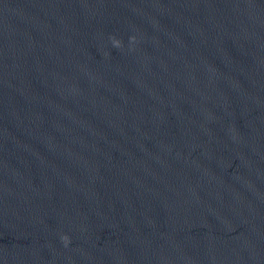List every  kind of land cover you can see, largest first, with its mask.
Returning <instances> with one entry per match:
<instances>
[{
    "label": "water",
    "instance_id": "1",
    "mask_svg": "<svg viewBox=\"0 0 264 264\" xmlns=\"http://www.w3.org/2000/svg\"><path fill=\"white\" fill-rule=\"evenodd\" d=\"M0 264H264V0H0Z\"/></svg>",
    "mask_w": 264,
    "mask_h": 264
},
{
    "label": "clouds",
    "instance_id": "2",
    "mask_svg": "<svg viewBox=\"0 0 264 264\" xmlns=\"http://www.w3.org/2000/svg\"><path fill=\"white\" fill-rule=\"evenodd\" d=\"M113 44L114 46H119V41L113 39ZM61 239L63 240V242L65 243V245H67V243L69 242V238L67 236H63L61 237Z\"/></svg>",
    "mask_w": 264,
    "mask_h": 264
}]
</instances>
